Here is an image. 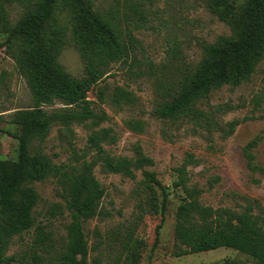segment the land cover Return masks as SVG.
I'll return each instance as SVG.
<instances>
[{"label":"rangeland","instance_id":"1","mask_svg":"<svg viewBox=\"0 0 264 264\" xmlns=\"http://www.w3.org/2000/svg\"><path fill=\"white\" fill-rule=\"evenodd\" d=\"M37 1L0 0V14L5 23L13 25ZM208 1L90 0L93 10L119 29L132 23H141V28L132 32L138 41L135 60L112 63L108 75L88 92L95 118L71 127L73 137L69 141L77 153L85 150L87 160H95L92 172L105 191L99 204L101 213L83 223L90 247L88 264H111L120 253L123 259L119 264H251L248 257L228 248L174 255L176 207L184 196L181 189L173 187L177 179L174 169L187 154L197 161L187 167L188 185L201 189L199 199L203 205L239 211L240 206L250 203L255 207L254 213L264 217V180L259 172L247 167L243 156L244 151L250 152L253 163L264 168V99L259 106L253 104L254 96L264 93V57L248 81L237 87L224 85L197 105L207 114L206 121H170L156 115L157 108L169 99V93L179 82L178 67L192 69L199 63L204 45L221 35H230L229 26L207 8ZM56 19L58 25L65 27V44L58 62L66 72L80 78L84 67L71 39L68 14L58 9ZM5 36L0 29V160L14 161L17 141L7 133L18 135L20 128L12 123V113L30 107L32 100L11 51L3 44ZM173 53L177 60L169 59ZM126 94H130L129 101ZM124 95L126 99L122 98ZM59 107L54 101L44 109L52 111ZM135 125L140 130L134 129ZM99 130L107 133L101 143L105 154L133 161L139 152L150 163L135 170L134 179L106 172L101 157L88 144L89 135ZM61 133L60 126L53 125L44 141L32 142L31 153H45L56 164L70 163L69 147ZM143 170L153 172L166 188L168 201L162 217L149 208L144 212L139 209L140 197L149 198ZM31 186L39 195L33 212L36 222L45 225V230L52 233L54 246L59 248L70 215L66 211L55 217L47 214L53 204L64 205L59 188L53 178ZM153 187L159 202L160 192ZM161 221L158 242L152 248L155 228ZM32 237V231L14 237L6 255L26 251ZM133 250L137 256L134 260Z\"/></svg>","mask_w":264,"mask_h":264},{"label":"trees","instance_id":"2","mask_svg":"<svg viewBox=\"0 0 264 264\" xmlns=\"http://www.w3.org/2000/svg\"><path fill=\"white\" fill-rule=\"evenodd\" d=\"M207 8L229 26L230 35H221L215 42L204 45L202 57L192 69L178 67L176 88L156 110L160 119L206 121L207 114L197 105L224 85L237 87L248 81L264 57V0H209ZM58 9L68 14L71 39L84 67L80 78L66 72L58 62L61 46L65 44V27L57 24ZM5 22L0 14V29L6 35L3 44L11 51L16 68L25 79L32 105L12 113L11 121L19 126L20 133L7 134L17 141L16 159L0 160V263L88 264L90 247L83 223L101 213L99 204L105 191L92 172L95 160L88 161L85 150L77 153L69 141L73 137L71 127L95 118L87 94L108 75L110 65L135 60L138 41L132 32L139 30L141 23L125 25L121 30L94 11L90 0H38L13 25ZM175 56L173 53L169 59L177 60ZM126 96L122 98L129 101L130 94ZM263 99L264 93L255 95L254 106H259ZM54 101L61 107L52 111L44 109ZM53 125L60 126L61 136L69 147L70 163L56 164L45 153H31L32 142L44 141ZM133 128L140 130L139 125ZM106 138L104 130L94 131L88 137L89 148L101 157L106 172L134 179V171L150 163L139 152L133 161L110 157L101 146ZM243 156L247 167L259 172L264 180V168L253 163L254 156L246 151ZM196 163L193 155L187 154L174 169L177 179L173 187L184 194L175 213L174 255L228 248L248 257L251 264H264V217L255 214V207L250 203L240 206L239 211L203 205L199 199L201 189L188 185L187 167ZM142 176L149 198L140 197L139 209L144 212L149 208L162 217L168 201L166 188L153 172L143 170ZM49 178L54 179L64 205L53 204L47 214L55 217L66 211L70 215L59 248L54 246L52 233L36 222L33 213L39 195L31 184ZM153 186L160 192L159 202ZM161 224L162 221L155 228L152 248L158 242ZM30 231L33 237L27 250L7 256L12 239ZM132 257L137 258L134 250ZM122 259L120 253L111 264H119Z\"/></svg>","mask_w":264,"mask_h":264}]
</instances>
